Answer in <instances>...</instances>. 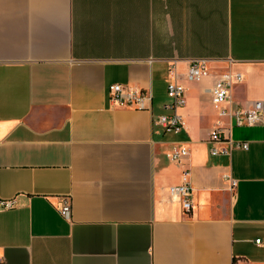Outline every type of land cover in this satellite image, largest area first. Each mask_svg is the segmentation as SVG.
<instances>
[{
    "label": "crops",
    "instance_id": "1",
    "mask_svg": "<svg viewBox=\"0 0 264 264\" xmlns=\"http://www.w3.org/2000/svg\"><path fill=\"white\" fill-rule=\"evenodd\" d=\"M171 64L177 134L157 121ZM226 70L242 76L228 108L258 122L218 116ZM113 84L149 91L150 111L113 105ZM214 127L247 149L210 155ZM183 170L189 213L168 193ZM0 198V264H264V0H0Z\"/></svg>",
    "mask_w": 264,
    "mask_h": 264
},
{
    "label": "built area",
    "instance_id": "2",
    "mask_svg": "<svg viewBox=\"0 0 264 264\" xmlns=\"http://www.w3.org/2000/svg\"><path fill=\"white\" fill-rule=\"evenodd\" d=\"M208 61L202 58L191 59L188 61L186 78L193 81H199L208 76ZM170 77L166 85V97L168 103L164 104L163 109L166 114L157 117L158 124L164 132L177 134L184 129V122L177 110L185 105L184 88L176 80L174 65L171 64L168 69ZM242 76L239 73H232L228 70L222 71L216 76L210 90L211 103L217 110L219 117H227L233 120L235 126L252 125L258 122L261 115L253 110H243L239 108H228L230 89L232 85L240 83ZM109 101L119 107L132 108L134 110L150 111L151 93L141 89L120 84L110 85L107 89ZM209 154L212 156H229L232 150H246L247 144L233 142L222 136L221 128L214 127L208 136ZM188 156V150L181 145H174L166 154V158L173 163H181ZM228 182L229 190H234L236 182L225 176ZM169 196L176 199L182 208V211L189 213L192 209L191 194L192 187L188 180V171L181 173L180 183L168 188ZM12 207L11 200L0 198V211ZM58 214L65 220L70 217V202L68 198H62ZM258 242V241H256Z\"/></svg>",
    "mask_w": 264,
    "mask_h": 264
},
{
    "label": "rangeland",
    "instance_id": "3",
    "mask_svg": "<svg viewBox=\"0 0 264 264\" xmlns=\"http://www.w3.org/2000/svg\"><path fill=\"white\" fill-rule=\"evenodd\" d=\"M167 112L162 111V114H166Z\"/></svg>",
    "mask_w": 264,
    "mask_h": 264
},
{
    "label": "trees",
    "instance_id": "4",
    "mask_svg": "<svg viewBox=\"0 0 264 264\" xmlns=\"http://www.w3.org/2000/svg\"><path fill=\"white\" fill-rule=\"evenodd\" d=\"M235 264V263H234Z\"/></svg>",
    "mask_w": 264,
    "mask_h": 264
}]
</instances>
